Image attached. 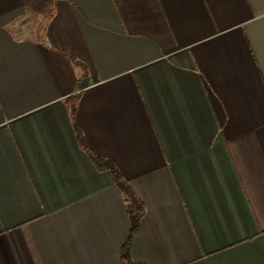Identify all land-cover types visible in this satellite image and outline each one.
Wrapping results in <instances>:
<instances>
[{"label":"crops","instance_id":"crops-1","mask_svg":"<svg viewBox=\"0 0 264 264\" xmlns=\"http://www.w3.org/2000/svg\"><path fill=\"white\" fill-rule=\"evenodd\" d=\"M0 264H264V0H0Z\"/></svg>","mask_w":264,"mask_h":264},{"label":"trees","instance_id":"trees-1","mask_svg":"<svg viewBox=\"0 0 264 264\" xmlns=\"http://www.w3.org/2000/svg\"><path fill=\"white\" fill-rule=\"evenodd\" d=\"M74 112H75V108H74V105H72L71 106V118L73 120V125L75 128V132L77 134L79 144L81 145V147H83V149H85L89 153L90 157L92 158V160L95 163V165L97 166V168H99V169L107 168L111 171L115 183L117 184V186L121 189V191L125 195V199L127 201V210L129 212L130 219H131V228H130L128 239L120 250V255H121V258L129 261L128 247H129V244H130V241H131L133 235L135 234L136 230L138 229L140 217L144 211V204L135 195V193L133 192L131 187L128 185V183L125 182L124 178L122 177L121 173L119 172V170L117 169V167L113 161H111L109 159L97 157L89 151V149L86 146L81 128L75 120Z\"/></svg>","mask_w":264,"mask_h":264},{"label":"rangeland","instance_id":"rangeland-1","mask_svg":"<svg viewBox=\"0 0 264 264\" xmlns=\"http://www.w3.org/2000/svg\"><path fill=\"white\" fill-rule=\"evenodd\" d=\"M37 20H38L37 17H35L34 15H31L28 18V20L25 22V26L28 24V25H31L32 27L35 26V27L42 28V23L44 24V21L40 19V21L38 22Z\"/></svg>","mask_w":264,"mask_h":264}]
</instances>
